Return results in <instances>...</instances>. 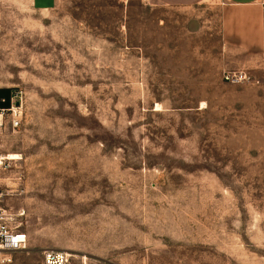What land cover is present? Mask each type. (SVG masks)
I'll return each instance as SVG.
<instances>
[{"label":"rangeland","instance_id":"obj_1","mask_svg":"<svg viewBox=\"0 0 264 264\" xmlns=\"http://www.w3.org/2000/svg\"><path fill=\"white\" fill-rule=\"evenodd\" d=\"M203 8L0 0L12 264H264V65L241 68Z\"/></svg>","mask_w":264,"mask_h":264},{"label":"crops","instance_id":"obj_2","mask_svg":"<svg viewBox=\"0 0 264 264\" xmlns=\"http://www.w3.org/2000/svg\"><path fill=\"white\" fill-rule=\"evenodd\" d=\"M58 0H31L38 10L53 8ZM169 9H204L213 13L205 26H215L217 34L243 68L264 65V0H153ZM209 4V6H206ZM244 72L243 70H241Z\"/></svg>","mask_w":264,"mask_h":264},{"label":"built area","instance_id":"obj_3","mask_svg":"<svg viewBox=\"0 0 264 264\" xmlns=\"http://www.w3.org/2000/svg\"><path fill=\"white\" fill-rule=\"evenodd\" d=\"M223 79L231 84L250 80V77L242 71L228 72ZM21 110L16 104L9 108H0V133L7 125L12 129H18L20 125ZM5 160L0 157V166ZM20 216V215H17ZM28 236L20 231V225L13 219V214L2 203L0 193V264H12L13 255L25 249ZM71 255L67 251L58 248H47L42 251L41 264H70Z\"/></svg>","mask_w":264,"mask_h":264},{"label":"bare ground","instance_id":"obj_4","mask_svg":"<svg viewBox=\"0 0 264 264\" xmlns=\"http://www.w3.org/2000/svg\"><path fill=\"white\" fill-rule=\"evenodd\" d=\"M156 107H157V106H156ZM156 110H157V108H156ZM3 159H4L5 161H9V157H8V156H5V155H4ZM0 163H1V162H0Z\"/></svg>","mask_w":264,"mask_h":264}]
</instances>
